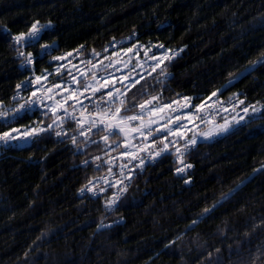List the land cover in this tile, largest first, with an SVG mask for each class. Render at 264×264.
Returning a JSON list of instances; mask_svg holds the SVG:
<instances>
[{"label":"trees","instance_id":"16d2710c","mask_svg":"<svg viewBox=\"0 0 264 264\" xmlns=\"http://www.w3.org/2000/svg\"><path fill=\"white\" fill-rule=\"evenodd\" d=\"M36 21L50 24L28 46L40 73L50 66L42 45L56 53L84 45L92 54L136 34L134 42L176 53L165 75L156 70L127 92L126 107L156 95L158 103H201L216 92L263 109L199 142L185 175L176 174L175 155L139 171L115 210L110 192L80 191L100 174L84 161L117 136L106 145L94 130L85 143L72 126L26 146L1 145L0 264H264V66L240 76L264 54V0H0V112L10 111L29 74L12 37ZM33 117L0 119V132Z\"/></svg>","mask_w":264,"mask_h":264},{"label":"built area","instance_id":"2783aa9c","mask_svg":"<svg viewBox=\"0 0 264 264\" xmlns=\"http://www.w3.org/2000/svg\"><path fill=\"white\" fill-rule=\"evenodd\" d=\"M136 34L130 35L126 38L118 39L110 44H108L106 47H104L102 50L95 52L99 53L98 56L92 54H87V47L82 45L79 46L76 49L70 50V51H62V52H55L54 48L49 49L48 51L50 54H44L43 52L40 53V57H43L44 55H48L47 63L50 65L47 67V70L44 73L47 76V79H42L40 83H33L30 85L29 88L23 87L25 83H27L29 80H34L35 76H39L42 73L38 71V68L35 64L37 56H35L31 51L28 50L29 44L24 43L23 41L21 43L24 44L23 52L25 53V56H27L28 53H31V59L32 64H27L25 60V56H20L17 51V56L24 62V65L28 68L29 74L25 80H23L19 85H22L19 89L17 88L16 92L14 93L13 97H16L14 100V105L10 108V111L7 113V115L4 117L5 120L11 121L13 115H17V119L24 118L25 116H34L29 121H27L26 125H22L25 127H31L35 128L39 131L38 134H36L32 139H28L26 141H18L16 142V145L19 146H26L31 144L33 139L40 135L41 133H45L54 129H58L60 132H67L71 129V127L77 128V124L74 120L68 119L65 116L64 109H67L69 113H74L77 117L80 119L85 120V129L87 128V119L88 114L93 113L96 109V104L100 103L101 108L107 107L106 104L99 101V97L101 93H96L95 96L92 95L91 90L89 92H85L84 95H79L77 93V96L73 97L72 99L67 100L66 102L62 99V97L69 96L70 92L73 88L79 87L83 88V77H81L80 70H84L88 73V79L87 82L90 84H94L95 82L91 79L93 73H95L97 79L100 77H109L110 74L115 73L119 71L120 67L115 62L113 56H118L123 53L124 50L128 48H133V46L137 43L134 42L136 38ZM15 48L18 50L20 48V44L15 43ZM163 51L158 55L159 59L163 61V63L160 65V69L163 67L164 63L174 57V53L169 51L168 49L162 48ZM79 50V52H77ZM165 50H167L165 52ZM71 52L73 55L67 57L66 60L63 61H55L53 60V56H61L66 53ZM91 60L92 64H87L86 61ZM112 63L114 66L109 67L105 70V65H109ZM157 61L150 59L146 62L144 69H141L139 67L135 68V71H133V75L137 76V73L140 75L137 76V79H140V76L147 77L154 72L152 71V65L156 64ZM59 65H66L67 67L61 68L59 73H56L55 69ZM74 65L76 67H74ZM93 65H96L95 68H93ZM73 76L81 77V84L76 85L72 84L71 87L69 86L68 82L72 81ZM141 80V79H140ZM104 81L100 80V84H103ZM41 84L45 85L46 88H52L51 92L47 91H37L40 89ZM54 84H60V88H54ZM67 88L68 90L65 91L64 89ZM109 90V89H108ZM124 90V89H123ZM122 90V91H123ZM33 91L37 92V96H43V97H52L53 99H47L45 98L43 101V105L36 111L25 113L24 115H19L16 113V109L19 108L21 104H24L27 107V100L28 99H35V97L31 96V93ZM184 97H181L182 99ZM219 98V101L222 103H216L217 98L211 99L207 104H205V109L196 113L195 116L191 118H185L184 113L190 112V110H181L177 111V114L175 116H170L168 118H171L172 122L169 123V119L166 118L161 124L158 126H153L152 129L160 128L161 132L157 133L153 131L152 135H147V129H144L145 136H141L138 133H132L130 130L129 132L132 133V135L128 138L124 136H117V140H121L123 144L126 142L130 147L131 151L134 152L137 156V159H131L130 156H123L122 153L125 151H128L129 149H126L125 147H120L121 149L119 151L111 150L109 149L107 152L98 155L102 157L100 161H96L95 157L90 158L88 161H95V165L100 164L101 167L96 168L100 171V174L97 178L93 179L91 183H87L83 186L82 189H85L83 193L80 191L81 196H87L91 198H98L101 195H103L106 192H110V203L109 207L111 210H115L117 206L119 205L122 197L125 195V193L129 189V185L132 181V179L137 175V173L143 169H145L148 166L156 164L161 158L169 156V155H175L176 159L179 161V165L176 168V174L177 175H185L192 169V165L187 162L186 156L187 154L194 149L199 142L196 138L195 144H189L187 143L189 140L187 129L188 127H192L191 133L193 135L199 133V129L203 128L205 125L213 124L215 120L222 119V123H230V122H239L243 123L247 119V114L244 111L243 106L241 105L240 101L235 98L233 99H224ZM77 99L83 102V105L87 106L86 111L84 112V115L81 117V109L82 105L77 102ZM55 101H59L63 108L59 107L58 105H55ZM75 104V108L72 107V105ZM49 106L55 107V113L49 111ZM211 106V107H209ZM176 108V107H173ZM123 115V113H121ZM57 116H65V120L60 126H57L59 124V121H57L56 124H53V120L56 119ZM179 116L180 120H175V117ZM199 117V118H197ZM50 118V122L48 124H45V120ZM189 119L192 120V122H189ZM14 120V121H16ZM180 123L186 124L187 127L185 129H182V135L181 132H177V137H172V134L168 135L167 140H164L161 142V140L158 139V137L161 136V133L164 131L163 125H168L170 128H176V126ZM49 124H53L52 129H48L46 131H40L41 128L47 129V126ZM133 126H136L132 124ZM96 129H93L94 131ZM91 131V132H92ZM89 132V133H91ZM116 140V141H117ZM115 141V142H116ZM153 141H156L155 143ZM174 142V143H172ZM117 144V143H116ZM164 144H168V149L165 152H161L160 155H156V152L159 151ZM187 144V147L185 145ZM134 146V147H133ZM177 149H179V152H177ZM131 162L129 163V161ZM105 161H111V164L105 163ZM143 161V163H141ZM127 165L126 168H123V165ZM188 165H191V167H188ZM111 167V173H109L108 169ZM179 169H183V171H179ZM121 172L123 175H121ZM103 177L104 179H100ZM125 177H130L125 178ZM112 183L115 186L109 187L108 184ZM91 187L92 191H88L85 186ZM101 189H105L104 191H101ZM93 193H98V195H94ZM111 201H115L114 203H111Z\"/></svg>","mask_w":264,"mask_h":264},{"label":"snow or ice","instance_id":"6c2138e0","mask_svg":"<svg viewBox=\"0 0 264 264\" xmlns=\"http://www.w3.org/2000/svg\"><path fill=\"white\" fill-rule=\"evenodd\" d=\"M50 27V24H46V25H40L39 21L34 22L27 33L21 32L19 35H16L14 37H12L13 41L16 44H20V48L17 50L18 54L20 56H25V53L23 52V47L24 44L21 43L22 41L26 44L29 45H34L36 42H38L41 39V33L43 30H46L47 28ZM53 45H42V52L44 54H50V52L48 51L49 49L53 48ZM159 48H163V45H159ZM94 51V50H93ZM128 52H132L133 49L132 48H128L127 49ZM167 50H165L166 52ZM77 52H79V50H77ZM73 54L71 52L66 53L64 55L61 56H53V60L55 61H63L66 60L67 57L72 56ZM94 55L98 56L99 53H95L94 51ZM151 59L156 60L157 63L152 65V71H156L157 68L160 67V65L163 63V61L161 59H159V57H157L156 55H153L151 57ZM25 60L27 62V64H32V59H31V53H28L27 56H25ZM87 64H92L91 60L86 61ZM259 64L264 66V54H262L261 58L259 60H257L254 64H253V68H255V66ZM114 65L112 63H110L109 65H105V70L109 67H113ZM137 66L142 67L143 65H134L133 68L130 70V72L128 74H126L124 77H122L120 79V84H121V88H117L115 87V83L116 80L113 79V83L111 85L108 84V79L112 78L114 76V74H110L109 77H100L99 79H97L95 73H93L91 79L95 82L94 84H90L87 82L88 79V73L84 70H80L81 72V77H83V88H79V87H75L72 89V91L70 92L69 96L67 97H62V99L66 102L69 99H72L73 97L77 96V93H79V95H84L85 92H89L91 90L92 95L95 96L96 93H101L100 97H99V101L103 102L104 104L107 105V107L101 108L100 103L96 104V109L93 113H89L88 114V119H87V128L85 129V120L80 119L79 117H77L74 113H69L67 111V109H64V113L65 116L68 119L74 120L77 124V128L80 130L79 131V135L80 136H84L85 137V143L90 139L88 136V133L91 132L93 129H96V133L99 135L100 133H104L103 135L100 136V140L103 141L106 145L109 142L110 137H115V136H124L127 137L129 134V130L132 133H138L141 136H145V138H147V136L145 135V132L143 131L144 129H147V135H152L153 131L155 132H161L160 128H156V129H152L151 125L152 124H158L160 119H165L166 117L164 116H160L157 119H153L151 120L148 124L143 123L144 121V117L145 116H154L157 113H164L165 110H170V111H181L182 109H191L190 112H185L184 116L185 118H191L193 116H195L196 113L202 111L205 109V104L201 103L198 105H192L190 103L191 98L189 97H184L182 98L184 100V103L181 104L180 101L178 100H171L168 103H154V101H160L161 97L159 95L156 96H150L149 99L144 100L143 102H137V103H133L131 105V107H126V105L129 103L128 101V97H127V92L131 91L132 88H135L137 84L140 83V79H143L144 77L140 76V79H137V76H139L140 74L137 73V76H133L131 75L132 71H135V68ZM67 67L66 65H59L57 66V68L55 69L56 73H59L61 68ZM74 67H76L74 65ZM96 65H93V68H95ZM125 67H127V64H125ZM252 69H248V71H251ZM167 72L166 68H162L160 74L161 75H165ZM81 77H76L73 76L72 81H69L68 84L71 87L72 84H76L79 85L81 84ZM42 79H47V76L42 73L39 76H35L34 80H29L27 83H25L23 85V87H25L26 89L30 87L31 84L33 83H40ZM100 80H103L104 83L100 84ZM229 83L231 84L232 81H229ZM22 85H17L16 87L19 89ZM54 88H60L61 85L60 84H54L53 85ZM122 88L124 89L122 91ZM111 89V90H108ZM65 91H67L68 89L65 88ZM37 91H47V92H51L52 88H46L45 85L41 84L40 89H38ZM143 95H149L147 93H143ZM217 93L213 92L212 96H216ZM32 97H35V99H28L27 100V107L24 104H21L19 106V108L16 109V113H18L19 115H24L25 113L28 112H33L38 110L42 105H43V101L45 98L47 99H53L52 97H43V96H37V92L33 91L31 93ZM13 99H16V97H13ZM134 99V97H133ZM208 99H211V97H209ZM232 99V98H230ZM77 102L80 103L82 105V109H81V117L84 115V112L86 111V107L85 105H83V102L77 99ZM216 103H222L221 101H219V98H217ZM240 103H243V101H240ZM173 104H176L177 107L173 108ZM55 105H58L59 107L63 108V105L59 102V101H55ZM73 108H75V104L72 105ZM211 107V106H209ZM139 108L140 111L139 112H135L132 115H128L126 113L128 112H132L134 109ZM49 111L55 113V107L54 106H49ZM247 108L244 109L245 112H247ZM125 113L123 115H121V113ZM7 115V113L5 112H0V119H3L5 116ZM65 116H57L55 120H53V124H56L57 121H59V124L57 126H60V124H62L65 120ZM18 117L17 115H13L12 120H16ZM199 118V117H197ZM169 119V123L172 122L171 118ZM175 120L179 121L180 117L177 116L175 117ZM135 121H140L141 123L133 126L132 122ZM189 122L191 123L192 120L189 119ZM5 124H9L11 123V121L8 120H4ZM53 124H49L47 126V129L45 128H41L40 131H46L48 129H52L53 128ZM187 127L186 124L180 123L176 126V128H170L168 127V125H163V129L164 131L161 133V136L158 137L159 140L164 141L167 140L168 135L170 134H175L176 132L180 131L181 135L182 133V129H185ZM227 129L223 128L221 126V131H226ZM36 129L35 128H25L23 130V135L25 136V138H27V136H29L32 133H35ZM21 130L17 129V128H12L9 131H3L0 132V143L2 144H9L11 141L13 140H17L20 135H21ZM64 135H67V133H63ZM57 136H61L62 133L60 131L56 132ZM211 135V133H202L201 136H208ZM72 143L76 144L77 141V136L73 135L71 137ZM154 143L156 141H153ZM92 143H97V141L93 140ZM174 143V142H172ZM187 143L189 144H195L196 143V136L194 135L192 137L191 140H189ZM168 144H164V146L156 152V155H160L161 152H165L168 149ZM109 147H111V145H109ZM120 147H125L126 149H129L128 151H125L124 153H122L123 156H130L131 159H137V156L134 152L131 151V147L125 142L124 144H116L115 145V149H119ZM134 147V146H133ZM185 147H187V144L185 145ZM113 149V150H115ZM177 152H179V149H177ZM102 159V157L97 156L95 157L96 161H100ZM131 162V160L129 161V163ZM90 162L88 160L84 161L85 166H87ZM105 163H109L111 164V161H105ZM141 163H143V161H141ZM97 168L101 167L100 164L96 165ZM123 168H126L127 165H123ZM188 167H191V165H188ZM109 173H111V167H109L108 169ZM179 171H183V169H179ZM121 175H123V173L121 172ZM125 178H129L130 177H125ZM100 179H104L103 177H101ZM91 183V181L89 182ZM109 187H114L115 185L112 183L108 184ZM87 188L88 191H92L91 187H88L87 185L85 186ZM105 189H101V191H104ZM85 191V189H81V193H83ZM94 195H98V193H93ZM115 201H111V203H114ZM206 212L208 211L207 209L205 210ZM196 221H193V224H195Z\"/></svg>","mask_w":264,"mask_h":264},{"label":"rangeland","instance_id":"374dc122","mask_svg":"<svg viewBox=\"0 0 264 264\" xmlns=\"http://www.w3.org/2000/svg\"><path fill=\"white\" fill-rule=\"evenodd\" d=\"M158 46L159 45L144 46V45H141L140 43H136L133 46V48H132L133 49L132 52H128L127 49H126V50L123 51V53L121 55L113 56L115 62L119 65L120 69H119V71H117L115 73H112V74H114V76L112 78L108 79V84L111 85L113 83V79H115L116 80L115 87L121 88V84L119 82L120 79L122 77H124L126 74H128L130 72V70L133 68L134 65H138V63H139V65H143V66L142 67L137 66V67H139L141 69H144V66H145L146 62L148 60H150L153 55H156L158 57V55L163 51V49L159 48ZM174 56H176V53H174ZM125 64H127V67H125ZM161 69L162 68H160V70ZM248 69H253V65H251V66L247 67L245 70H243L241 72L240 76H243L245 73H247ZM131 75H133V71L131 72ZM109 90H111V89H109ZM122 90H123V88H122ZM218 97L219 96L217 94L216 96H211V99L218 98ZM211 99L204 100L201 103L207 104ZM235 99L237 100L238 98H235ZM177 100L180 101L181 104L184 103L183 99L179 98ZM238 100L240 101V99H238ZM154 103H158V102L154 101ZM190 103L192 105L201 104V103H196L193 98H191ZM241 105L243 106L244 109L245 108L248 109L247 112H246L247 119L244 122L257 118L260 115V113H261V111L263 109L262 106L259 105V104H257V105H247V104H244V101H243V103H241ZM173 107H177V105L173 104ZM183 110L187 111V110H190V109H183ZM176 114H177V111L173 112V111H170V110H165L164 113H157L154 116H145L144 117L145 120L143 121V123L148 124L151 120L157 119L160 116H164V117L168 118L170 116H175ZM165 119H160L158 124H152L151 127L158 126ZM222 121H223L222 119L215 120V122L213 124L205 125L203 128L199 129V133L195 134L196 138L198 139L197 142L210 141V140L216 139V138L226 134L230 130L234 129L239 124H242V123L235 122V121L230 122V123H222ZM140 123H141L140 121L132 122V124H134V125H138ZM221 126L223 128H225V129H227V130L226 131H221ZM25 128H31V127L23 126L21 128H17V129L21 130L22 134L20 135V137L17 140H13L9 144H16V142L21 141V140L22 141H26L28 139L31 140L32 137H34L36 134L39 133V131L36 130L35 133H32L29 136H27V138H25V136L23 135V130ZM191 128L192 127H188V129H187L188 130L187 134H188L189 139H191L194 136L191 133L193 128L192 129ZM157 133H160V132H157ZM202 133H211V135L201 136ZM176 134H177V132L175 134H172V137H177ZM131 135H132V133L129 132V134H128V136L126 138L130 137ZM116 143L117 144H123V142L121 140H117L114 143V145L109 147V149H111V150L115 149ZM9 144H7V145H9ZM1 145L6 146L5 144L0 143V146Z\"/></svg>","mask_w":264,"mask_h":264},{"label":"crops","instance_id":"0c3cea01","mask_svg":"<svg viewBox=\"0 0 264 264\" xmlns=\"http://www.w3.org/2000/svg\"><path fill=\"white\" fill-rule=\"evenodd\" d=\"M145 120V119H144ZM147 121V120H146Z\"/></svg>","mask_w":264,"mask_h":264}]
</instances>
